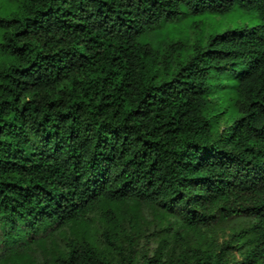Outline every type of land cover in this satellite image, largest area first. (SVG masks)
Segmentation results:
<instances>
[{
  "label": "trees",
  "instance_id": "16d2710c",
  "mask_svg": "<svg viewBox=\"0 0 264 264\" xmlns=\"http://www.w3.org/2000/svg\"><path fill=\"white\" fill-rule=\"evenodd\" d=\"M0 16V242L53 226L107 224L118 204L154 206L190 229L251 218L229 243L175 260L74 233L55 264H264V0H10ZM248 18L195 41L171 25ZM218 75L227 81L213 83ZM227 103L214 112L215 90ZM226 114L220 128L219 114ZM169 231V230H168ZM168 236V235H167ZM239 254V258L235 254Z\"/></svg>",
  "mask_w": 264,
  "mask_h": 264
},
{
  "label": "rangeland",
  "instance_id": "374dc122",
  "mask_svg": "<svg viewBox=\"0 0 264 264\" xmlns=\"http://www.w3.org/2000/svg\"><path fill=\"white\" fill-rule=\"evenodd\" d=\"M14 8L15 4L10 0H0V16L11 13ZM248 22V18L237 17L230 20L221 16H211L202 17L196 22L197 27L193 28L189 21L184 20L171 25L170 36L175 38L187 37L188 41L193 42L201 37V34L220 33L227 28H232L234 25H244ZM212 81L214 84L224 85L227 83L225 79L218 75ZM213 90H215V87H213ZM210 99L215 113H219L227 105L218 90L214 91ZM219 116L221 128L226 125V114L221 112ZM117 207L118 221L116 223L107 224L100 211L96 209L87 215L88 226L84 227L79 223L77 225L65 224L49 227L43 233L32 235L29 244L20 241L16 246V250L27 252L33 264H55V258L67 256L69 242L73 239L74 233L78 230H85L86 237L89 238L94 234L99 248L113 258H118L119 244L129 246L130 242H133L135 244L133 247L142 254L151 256L158 248L159 238L168 237L169 244L163 250L162 257L175 260L177 257L186 254L188 246L192 244L215 247L217 244L229 243L235 250L237 238L233 234L248 228L252 221L251 218L243 216L223 217L217 214L208 225L190 229L174 214H170L162 220L158 209L149 204H136L125 200V202L119 203ZM11 252L9 248L0 242V264H14L8 259ZM235 257L239 258V254L236 253Z\"/></svg>",
  "mask_w": 264,
  "mask_h": 264
}]
</instances>
